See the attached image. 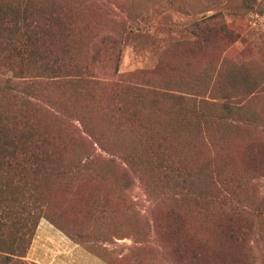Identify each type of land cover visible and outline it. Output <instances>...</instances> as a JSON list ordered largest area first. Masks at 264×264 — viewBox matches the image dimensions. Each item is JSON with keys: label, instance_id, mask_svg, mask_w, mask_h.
Listing matches in <instances>:
<instances>
[{"label": "rangeland", "instance_id": "374dc122", "mask_svg": "<svg viewBox=\"0 0 264 264\" xmlns=\"http://www.w3.org/2000/svg\"><path fill=\"white\" fill-rule=\"evenodd\" d=\"M45 1L62 18L45 52L105 78L31 77V118L69 174L43 186L34 206L46 215L25 247L19 201L0 264H264V0ZM17 53L1 59L0 78L24 76ZM127 118L167 130L206 172V205L150 193ZM88 151L97 162L78 171ZM223 180L239 192L229 206L213 200L229 194Z\"/></svg>", "mask_w": 264, "mask_h": 264}, {"label": "trees", "instance_id": "16d2710c", "mask_svg": "<svg viewBox=\"0 0 264 264\" xmlns=\"http://www.w3.org/2000/svg\"><path fill=\"white\" fill-rule=\"evenodd\" d=\"M61 20L55 6L45 0H0V61L9 51H17L21 57L20 74L24 75L22 78H0V96L9 95L20 102L16 108L0 105V249L7 245L6 237L11 236V220L14 221L19 213V201L22 203V222L18 233L25 247L46 215L42 204L34 206L39 199L46 198V194L41 192L43 186L52 174L57 177L69 174L67 168L55 167L56 162L64 165L56 159L52 138L42 134L31 118L28 97L36 95V85L31 77L44 75L58 78L69 71L79 78V83L91 84L105 78L102 77L104 74H97L95 63L70 68L66 60L45 52L42 42L47 35H51L48 31H52L54 24H59ZM50 43L55 44L53 38ZM135 90L138 89L131 88L129 91L137 93ZM132 116L136 117V112ZM127 120L130 132L143 144L138 152L147 157L143 166L149 173L147 183L150 193L161 199L167 198L186 210L206 205L208 190L205 184L209 176L195 166L191 156L188 161L179 156L176 142L161 136V132L166 134L167 130L155 129L138 119L137 122ZM120 126L123 132L126 131L127 126ZM96 156L92 151L85 153L82 166L81 162L77 166L78 171L89 169L88 172H92L90 169L97 162ZM136 163L137 160L133 164ZM123 178L129 186L130 174L125 171ZM221 184L229 194L220 197L218 193L213 200L221 206H229L231 200L234 202L238 198L239 192L228 188L230 182L223 180ZM238 204L237 201L233 205L232 213H238Z\"/></svg>", "mask_w": 264, "mask_h": 264}]
</instances>
